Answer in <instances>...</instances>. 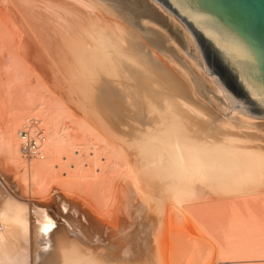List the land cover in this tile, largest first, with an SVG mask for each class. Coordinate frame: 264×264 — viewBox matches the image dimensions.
I'll list each match as a JSON object with an SVG mask.
<instances>
[{
  "label": "bare ground",
  "instance_id": "obj_1",
  "mask_svg": "<svg viewBox=\"0 0 264 264\" xmlns=\"http://www.w3.org/2000/svg\"><path fill=\"white\" fill-rule=\"evenodd\" d=\"M157 21L181 24L154 0H0V46L19 62L39 48L47 61H29L42 70L32 68L29 98L20 90L29 113L21 103L7 120L0 93L4 260L264 263V118L229 106L184 25L175 38ZM33 117L40 152L25 156L20 131ZM52 182L73 194L56 211L32 200L59 191ZM37 209L56 223L49 234L38 233Z\"/></svg>",
  "mask_w": 264,
  "mask_h": 264
},
{
  "label": "water",
  "instance_id": "obj_2",
  "mask_svg": "<svg viewBox=\"0 0 264 264\" xmlns=\"http://www.w3.org/2000/svg\"><path fill=\"white\" fill-rule=\"evenodd\" d=\"M184 23L229 106L264 118V0H154Z\"/></svg>",
  "mask_w": 264,
  "mask_h": 264
},
{
  "label": "rangeland",
  "instance_id": "obj_3",
  "mask_svg": "<svg viewBox=\"0 0 264 264\" xmlns=\"http://www.w3.org/2000/svg\"><path fill=\"white\" fill-rule=\"evenodd\" d=\"M15 1V0H14ZM134 1V0H133ZM137 2L139 3H141L142 2V0H137ZM137 6H139L138 4H137ZM136 6V7H137ZM177 18V17H176ZM178 19V18H177ZM132 20V19H131ZM153 20V19H152ZM179 20V19H178ZM156 20H154V22H155ZM180 21V20H179ZM159 26H162L163 25V28L164 29H166L167 30V28H168V30H167V32H169V34L170 33H172L173 34V36L175 37L176 36V33H174L175 31H174V29H175V26H179V28H180V26H181V24L182 25H184V23L182 22V21H180V25L179 24H177V25H174V27H167V26H164V22L162 23L161 21L160 22H156ZM172 24V23H171ZM172 26H173V24H172ZM185 26V25H184ZM186 27V26H185ZM172 28H174V29H172ZM187 28V27H186ZM172 29V30H171ZM174 31V32H173ZM175 34V35H174ZM180 36V35H179ZM178 36V37H179ZM178 37H177V40L176 41H178L177 43L179 44V45H181V48L183 49V51L185 50V54H187L188 56H190V54L188 53V50H187V45H186V43L184 42V40H182L183 38L182 37H180L181 38V40H182V42H183V44H182V42H180V38L178 39ZM176 38V37H175ZM7 46H9V44L7 45ZM2 47V48H1ZM5 47H6V45H5ZM7 48V47H6ZM9 48V47H8ZM12 48H13V46H12ZM12 48H9L8 50L7 49H5L4 48V46H0V93H3V95H4V98H3V100H2V104L3 105H1L2 107L4 106V108H3V114L5 115V117H6V119L7 120H9L10 118L11 119H13V117H14V115L16 114V111L18 112V110H20L23 106H26L27 105V99L29 98V96H30V94L28 93V92H31V90H33L32 88H35V86H37V82H35V81H37L36 80V78H35V71H33L35 68L34 67H36V65H38V68L40 67L39 65H42L43 66V64H40V63H44L45 64V68H47V61L45 60V59H42L41 57H39V59L38 60H36L37 58H38V56H37V50H38V52H39V48L37 49L36 48V52H34V53H36V57L37 58H32V60H33V62H32V60H31V57H29V56H32V57H34L35 55H34V53H32L33 55H28V57L30 58L29 60H27L28 58H26L25 60L26 61H28V63L26 62V61H24V59H20V61L21 62H19V61H17V60H19V59H16V57H14V55H13V57H11V54H12V52H11V54H10V56H9V52H10V50H12ZM6 50V51H5ZM3 51H5V52H3ZM29 51V50H28ZM31 51V50H30ZM34 51V50H33ZM32 52V51H31ZM4 53V54H3ZM6 53V54H5ZM31 54V53H30ZM6 55H8V56H6ZM4 57V58H3ZM7 57V58H6ZM12 58V59H10V58ZM6 58V59H5ZM18 58V57H17ZM40 58H41V60H40ZM191 58V57H190ZM199 62H201L202 63V65H203V67H204V63H203V60H202V57H201V54H200V52H199ZM14 59H16L15 60V62L16 63H14ZM3 60V61H2ZM7 60V61H6ZM36 60V61H35ZM40 60V61H39ZM44 60V61H43ZM12 61H13V63H14V66L13 65H11V64H13L12 63ZM22 61H24V62H22ZM29 61H31L33 64H34V62L36 63V65H34L33 66V64L31 65L30 63L31 62H29ZM37 61H39V62H37ZM7 62H9V63H7ZM2 63H4V64H2ZM18 63V64H17ZM21 63V65H20V67H19V64ZM22 63H24L23 64V67H25V68H27L28 67V69L30 70L29 72L28 71H24L23 69H20L21 68V66H22ZM39 63V64H38ZM18 65V66H16V65ZM2 65H3V67H2ZM26 65H28V66H26ZM7 66H9L8 68H7ZM11 66L13 67V68H11ZM16 66V67H15ZM33 66V67H32ZM187 66H188V64H187ZM6 67V68H5ZM15 67V68H14ZM18 67V68H17ZM44 67V66H43ZM16 68L17 69H19V70H16ZM32 68H34V69H32ZM37 68V67H36ZM37 68V69H38ZM8 69H9V71H8ZM37 69H36V71H37ZM39 69H41V67L39 68ZM39 69H38V71H39ZM205 69V68H204ZM10 70H12V72H10ZM26 70V69H25ZM32 70V71H31ZM44 71H46L47 69H43ZM20 71V72H19ZM37 71V72H38ZM40 71H42V70H40ZM39 71V72H40ZM23 72V73H22ZM26 72H28L27 74H26ZM34 73V74H33ZM42 74H46L45 72H42ZM195 75L193 74V77H194ZM196 77V76H195ZM196 80V79H195ZM183 82H184V85H185V87H187V89L188 90H191L192 91V89L190 88V86H188L187 85V83H186V81L183 79L182 80ZM36 84V85H35ZM29 85L31 86L32 85V87H29ZM34 86V87H33ZM197 87H198V89H199V96H200V98H202V100H205V101H208V96L209 95H207V94H205V92H203L204 90H206V92L207 91H211V89L208 87V86H206L205 84H200V83H197ZM24 88L25 89H28V92H27V90H24ZM190 88V89H189ZM20 90H22L23 92L25 91L26 93H27V95H28V98H27V96H26V94H23V92L22 91H20ZM30 90V91H29ZM203 90V91H202ZM20 91V92H19ZM21 92H22V94L23 95H25V96H23L22 94H21ZM24 92V93H25ZM3 95H0V97L2 98L3 97ZM7 95V96H6ZM21 95L23 96L22 98H20L21 97ZM6 96V97H5ZM207 96V97H206ZM24 97H26L27 99H24ZM0 98V99H1ZM6 99V100H5ZM22 99H24L23 101H21L20 102V100H22ZM5 100V101H4ZM25 101V102H24ZM22 103V104H21ZM208 103V102H207ZM23 105V106H21V108L19 107V105ZM28 105L29 106H31L29 103H28ZM28 105H27V109H24V110H26V111H28L29 109H28ZM211 106V105H210ZM23 108H25V107H23ZM22 108V109H23ZM30 108V110H31V107H29ZM29 110V111H30ZM23 110H21V112H22ZM25 111V112H26ZM29 111H28V113H29ZM20 112V111H19ZM18 112V113H19ZM24 112V111H23ZM22 112V113H23ZM20 114V113H19ZM25 115H26V113H25ZM256 119H261V118H257L256 117ZM65 122H67L68 124H71V122L72 121H70V123H69V120H64ZM22 160H24V159H22ZM54 166H57V162H56V164H54ZM2 170L5 172V174H6V177H7V179H8V181L10 182V184L12 183V186H13V183L16 181V178H15V176H14V172H12V170L10 171V169H7V170H9V171H7L5 168H4V166L2 167ZM14 171V170H13ZM59 171V173H60V179L62 178H66V174L64 173L65 171L64 170H58ZM57 171V172H58ZM12 172V173H11ZM12 174V175H11ZM63 174H65V176H63ZM11 177H12V179H11ZM14 178V179H13ZM57 183V182H56ZM56 183H51L50 184V186H52V185H54V186H56L57 187V190H59V191H56V192H52V193H50V189H47L46 191L47 192H40V194L39 193H35V195L37 194V197L35 198V197H33V199L32 200H34L35 202H37V201H39V202H42L43 203V201H44V203H45V201L47 202L46 204H48V203H50L51 205H53V210L54 211H56V206H57V204H58V199H59V197L61 198H64V197H66V198H69V197H71L72 195H71V193H70V191H66L67 189H66V187L64 186V185H62L63 186V189H62V187H60L61 185L59 184V186L58 185H56ZM58 184V183H57ZM23 189V188H22ZM22 189L20 188V189H18V192H24V190L22 191ZM54 194V195H53ZM55 194H58L59 196H56ZM32 195H34V194H32ZM44 197V198H42V196ZM48 195V196H47ZM81 195H84L83 193H81ZM24 196H25V198H22V199H24L26 202H28L29 201V198H30V195H28V193H25L24 192ZM23 196V197H24ZM40 196V197H39ZM46 196V197H45ZM28 197V198H27ZM53 197H54V199H53ZM35 198V199H34ZM38 198H40V199H38ZM27 199V200H26ZM38 199V200H37ZM57 224L58 225H60L61 224V222H60V220H58V222H57ZM135 226H133L130 230H132L133 228H134ZM57 228V227H56ZM55 228V229H56ZM54 229V230H55ZM264 264V263H260V262H246V263H244V264Z\"/></svg>",
  "mask_w": 264,
  "mask_h": 264
},
{
  "label": "snow or ice",
  "instance_id": "obj_4",
  "mask_svg": "<svg viewBox=\"0 0 264 264\" xmlns=\"http://www.w3.org/2000/svg\"><path fill=\"white\" fill-rule=\"evenodd\" d=\"M14 203H15L14 201L10 200L8 202V205L11 206ZM18 207L23 208V205H18ZM36 212L37 215L40 217V219L37 220L38 233L49 234L51 231H53L56 228V223L52 218L48 217L42 210L37 209ZM4 217H5V212L0 211V225H3ZM6 253H7V241L5 237V232L3 227H0V264H30V260H20V259L4 260L3 257H5Z\"/></svg>",
  "mask_w": 264,
  "mask_h": 264
},
{
  "label": "built area",
  "instance_id": "obj_5",
  "mask_svg": "<svg viewBox=\"0 0 264 264\" xmlns=\"http://www.w3.org/2000/svg\"><path fill=\"white\" fill-rule=\"evenodd\" d=\"M30 122L29 123H25L26 125L21 129V133H23V143H22V150L24 155L26 156H31V154L40 152L39 148H40V142L39 139L35 138V136L33 137L32 134H30V126L35 124L37 119L35 117L30 118L29 119ZM40 134V133H39ZM39 137V136H38Z\"/></svg>",
  "mask_w": 264,
  "mask_h": 264
}]
</instances>
